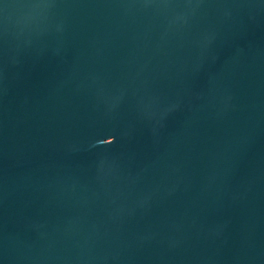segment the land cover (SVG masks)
I'll return each instance as SVG.
<instances>
[{"label":"water","instance_id":"obj_1","mask_svg":"<svg viewBox=\"0 0 264 264\" xmlns=\"http://www.w3.org/2000/svg\"><path fill=\"white\" fill-rule=\"evenodd\" d=\"M0 264H264V0H0Z\"/></svg>","mask_w":264,"mask_h":264}]
</instances>
